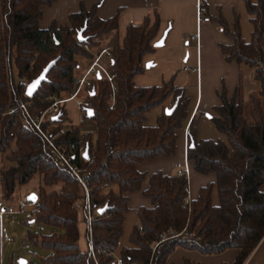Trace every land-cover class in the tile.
Returning a JSON list of instances; mask_svg holds the SVG:
<instances>
[{
  "label": "trees",
  "instance_id": "trees-1",
  "mask_svg": "<svg viewBox=\"0 0 264 264\" xmlns=\"http://www.w3.org/2000/svg\"><path fill=\"white\" fill-rule=\"evenodd\" d=\"M55 1L0 0V153L10 151L7 159L11 163L0 180L5 199L10 200L17 185L25 186L41 175L43 184L32 217L50 230L48 234L28 233L31 242L49 252L40 263L28 264H118V258L123 264H169L178 249L206 256L237 250L233 264H244L264 238V0L257 4L247 0L248 12L256 15L250 43L244 41L238 22L231 30L224 20L218 21L232 40L231 45L222 46L225 60L251 68L257 84L248 102L237 93L228 98L222 84L221 104L210 118L225 138L219 140L199 139L196 120L189 113L190 98L173 80L152 87L135 84V77L146 70L144 57L157 50L162 23L156 11L144 24L129 26L114 45L110 64L116 74L115 95L103 76L94 80L85 95L95 113L96 133L83 134L79 127L67 124L68 111L62 107L59 121L48 119L41 124L46 139L32 120L55 99H65L76 89L77 58L90 57L84 45L97 46L101 36L119 29L118 15L106 21L96 17L102 2L90 10L82 4L78 13L69 16L70 27L60 28L53 22L42 29L43 8ZM80 31L84 43L78 40ZM51 62L55 65L46 82L28 98L24 81H18L37 79ZM168 102L173 112L159 116L155 126L147 125L150 111L159 106L166 109ZM181 129L187 131L188 161L197 173L216 175V184L203 187L188 207L183 202L188 188L185 176L152 174L143 190L152 207L137 211L138 223L130 235L132 247L122 246L127 194L142 191L146 177L138 166L174 155ZM50 142L71 165L90 173L85 179L91 188L92 239L89 233L87 237L93 252L90 247L83 251L79 244L80 213H84L76 204L84 198V189L52 153ZM73 144L85 145L88 162L77 151L70 152ZM215 187L218 205L213 203Z\"/></svg>",
  "mask_w": 264,
  "mask_h": 264
},
{
  "label": "crops",
  "instance_id": "crops-1",
  "mask_svg": "<svg viewBox=\"0 0 264 264\" xmlns=\"http://www.w3.org/2000/svg\"><path fill=\"white\" fill-rule=\"evenodd\" d=\"M250 1L252 4H257L259 0ZM100 2L102 5L98 9L96 17L106 21L118 15L119 29L101 36L97 46L91 47L98 52L106 48H112L114 51L115 43L123 39L129 26H140L153 12H158L162 23L158 41L166 31H168L167 39L163 47L157 48L154 53L144 57L145 68L148 63L153 65L150 69L146 68L143 74L135 77L136 86H160L164 82L173 80L175 86L185 89L186 95L190 98L189 113L191 118L196 120L199 139H225L208 118V115L212 117L215 114L213 109L221 104L218 93L221 91L222 84L225 83L226 85L228 98L237 93L238 97L245 102L257 91V84L253 82V74L250 69L236 61L227 62L225 60L222 54V46L231 45L232 40L222 31L218 21L224 20L231 30L238 22L244 41L250 43L254 31L252 19L256 18V15H251L248 12L247 0H56L52 6L48 7V9L50 8L48 15L45 12L47 8H43V19L40 22V27L48 29L53 22L60 28L70 27L69 16L78 13L82 4L90 10ZM200 4L208 9V17L211 19L208 23H200L198 16ZM110 61V59L104 58L102 62L107 69H109L107 63L110 65ZM90 64L91 61L88 58L80 59V64L76 69L77 79L85 74ZM169 103H167L166 109L161 106L163 113L173 109ZM84 114L86 117L87 112ZM162 114L158 115L157 118L154 117L150 126H155ZM177 133V150L174 155L159 157L153 161L143 162L138 166V170L146 177L142 191L127 194L129 210L124 215L122 246L132 247L130 235L138 223L137 211L142 207H152L150 199L143 195V190L148 188L152 174L161 172L168 176H178V172L184 171L186 163H188L187 167L191 177L189 192L192 200L199 196L203 187L211 183L216 184V175H201L194 170L192 163L188 161L187 131L181 129ZM7 157V153H0V177L2 172L11 167ZM18 187L20 185L16 189ZM262 191L264 192V186ZM30 192L35 193L36 191L27 192L25 197L29 196ZM11 200L5 199L4 185L0 180V204L12 207L10 205ZM26 200H20L19 205L22 207L21 204ZM219 202V193L215 187L213 203L218 205ZM1 223L4 224V218L0 219V226ZM6 248L7 245L3 246L0 238V264H6ZM82 250L87 251V249ZM237 256V250H228L220 255L206 256L196 251L178 249L170 258L169 264H185V261L200 264H233ZM244 264H264V238Z\"/></svg>",
  "mask_w": 264,
  "mask_h": 264
},
{
  "label": "rangeland",
  "instance_id": "rangeland-1",
  "mask_svg": "<svg viewBox=\"0 0 264 264\" xmlns=\"http://www.w3.org/2000/svg\"><path fill=\"white\" fill-rule=\"evenodd\" d=\"M48 7H50V6H48ZM48 7H46L47 8V10L45 11L46 15H48V12L50 9V8L48 9ZM96 52H98V51H96ZM88 54L90 55V57L88 59L91 61V64H90V66H91L95 58L90 53H88ZM84 58L86 59V57H82V56L78 57L77 58L78 64H80V59H84ZM103 59H102V61H103ZM107 65L109 66V69L106 68L107 71L110 72L111 74H113L114 71L112 70L111 64L109 65V63H107ZM247 69H250L252 74H253V70L251 68H247ZM103 77L109 82V84L111 85V89L114 88L117 91V86H115V87L112 86V84L108 80L107 75L105 73H104ZM115 80H116V78H115ZM23 81H24L23 89L26 92L28 86L30 85V83L32 81L19 80L18 82L21 83ZM253 82H255V80ZM93 83H94V81H93ZM76 88H77V84H76ZM90 88L83 87L81 93L79 94L80 96H79L78 100L74 101V103L71 102V103L67 104V103L63 102L59 105V108L63 107L65 110L68 111V116H69L70 120L67 122V124H70V125L73 124V125L79 127L83 134L84 133L95 134L96 128H97L96 122L94 120L86 118L85 114L78 110V102L86 101L84 98H85L86 93H88V91L90 90ZM112 92H113V89H112ZM75 93H76V89H74V91L71 94H69V96L67 98L62 99L61 101H65V100L69 99ZM113 95H115V94L113 93ZM112 101L114 102V96H113ZM246 102H248V101H246ZM75 106H76V108H75ZM162 113H163V108L161 106L155 107L154 109H152L148 115L150 117H149V120L147 121V125H151L150 123H152V121H153L152 119L154 117L157 118V116L162 114ZM45 120H48L47 117L44 119V121ZM67 126H69V125H67ZM59 134H60V132H59ZM13 148H15V144L12 145V149ZM9 154H10V151L7 152V155H9ZM190 179H191V177H190ZM42 184H43L42 183V177H41V175L37 174L30 181L29 184H27L26 186L18 187L16 189L15 194L11 198L12 200L10 201V205L12 207H14L15 213L14 214H7L4 217V225L6 226L8 232L10 234V239H11L10 242L7 243L6 264H19V262L21 260H25L27 262L35 261V262L40 263L42 258L49 254L48 251L44 250L39 245L34 244L33 242H31L27 238L29 232L30 233L37 232L40 234L41 233L48 234L50 231L49 228L44 226V225L37 224L34 222V220H33L34 218L32 217V210L33 209H32V207H29L26 204V202H25V205L23 207H21L19 205L20 200H25L28 198V196L25 197V194L31 190H35L36 192L33 194H36L38 196V194H39L38 191H39V188L41 187ZM106 185H107L106 187L109 186L108 184H106ZM137 192H139V191H137ZM133 193H135V192H133ZM30 194H32V193L30 192ZM84 199H85V193H84V198L81 201H79V203L84 204V202H85ZM90 199H91V196H90ZM81 211L84 213V215L80 213V224H79L80 243L79 244H80L81 249H87L88 250L87 218L85 216V212L83 211V209ZM88 233H89V231H88ZM90 239H92V238H90ZM90 246H92V244H90Z\"/></svg>",
  "mask_w": 264,
  "mask_h": 264
},
{
  "label": "built area",
  "instance_id": "built-area-1",
  "mask_svg": "<svg viewBox=\"0 0 264 264\" xmlns=\"http://www.w3.org/2000/svg\"><path fill=\"white\" fill-rule=\"evenodd\" d=\"M198 16H199L200 23L201 22L208 23L211 21L210 17H208V9L202 4H200L198 7ZM84 49L88 53H90L95 59H94L92 65L89 67V69L85 72L83 77L76 80V84H77L76 93L74 95H72V97H70L69 99H67L65 101L55 99L52 106L49 107L46 111H44L43 114L39 118L32 120L34 126L38 129V131L46 139H47L46 135L41 130V124L43 123V121L46 117L49 120H54V118L59 115L58 114L59 110H60L59 105L61 103H63V102L68 103V102L77 101L79 96H80L79 94L81 93L83 87H87V88L91 87L92 88L93 81L98 76H103L104 73L107 75V78L110 81V83L112 84V86L115 87L116 75L114 73H113L114 74L113 75L110 72H108L106 67L102 63L103 58L110 59V60L113 58L112 48H106V49L101 50L100 52H96L95 48L86 44V45H84ZM112 89H113V93L115 94L116 89H114V88H112ZM23 109H24V112L26 113L27 117L30 118V115L24 106H23ZM89 109H92V105L90 102H87V101L78 102V110L79 111L86 113ZM62 134H64V130H62L60 132V135H62ZM50 145H51L52 153L70 168L71 172L77 178V180L79 181V183L82 185V187L84 189V193H85V199L84 200H85V202H84V204L78 203L76 205V207L79 210L83 209V211L85 212V216L87 218L89 236H90V238H92L93 211H92V204H91V199H90L91 188H90L88 181L85 179L86 177L90 176V173L87 172L86 169H81L79 166L71 165L69 163L67 156L63 152H61L51 142H50ZM75 151H77L78 156L83 157L85 159V161L88 162L90 160V159L85 158V153L87 151L85 145H83V144H81L80 146H77L75 144L71 145L70 146V152L75 153ZM187 164L188 163H186V169L184 171L180 170L177 175L179 177L185 176L187 178V181H188L187 196L185 198H183V202L185 205L190 207L193 200H192L191 193L189 192L190 175H189V170H188ZM105 186H107V185H105ZM25 202L29 207H33V203H31L27 200ZM25 202H23L21 204L22 207L25 205ZM13 213H14L13 207L0 204V219L1 220L4 218L3 216L5 214H13ZM0 238H1V243L3 246L7 245V243L10 242V240H11L10 234H9L6 226L3 223H1V226H0ZM90 247H91L90 249L93 252V247L92 246H90ZM117 262H118V264H123V261L119 258L117 259Z\"/></svg>",
  "mask_w": 264,
  "mask_h": 264
},
{
  "label": "water",
  "instance_id": "water-1",
  "mask_svg": "<svg viewBox=\"0 0 264 264\" xmlns=\"http://www.w3.org/2000/svg\"><path fill=\"white\" fill-rule=\"evenodd\" d=\"M167 35H168V31H166L165 33H164V35H163V37L158 41V42H156L155 43V47L156 48H161V47H163L164 45H165V41H166V39H167ZM78 40H79V42H81V43H84V42H86V39H84L83 38V31H80L79 32V34H78ZM55 65V62H51L44 70H43V72L41 73V75L37 78V79H35V80H33L31 83H30V85L28 86V88H27V90H26V96L28 97V98H33L34 97V95L37 93V91L40 89V87L42 86V84L44 83V82H46V80H47V75H48V73L50 72V70L53 68V66ZM152 63H148V64H146V68L147 69H150L151 67H152ZM98 77H100V76H98ZM34 86V87H33ZM29 93H31V94H29ZM174 109V108H173ZM173 109H170V110H167L166 111V114L167 115H170L172 112H173ZM94 115H95V113H94V110L93 109H89L88 111H87V116H88V118L89 119H92L93 117H94ZM208 118H211V116L210 115H208ZM60 120V115H58V116H56L55 118H54V121H59ZM85 158L86 159H88V150L86 151V153H85ZM27 200L29 201V202H31V203H36L37 201H38V196L36 195V194H30L29 196H28V198H27ZM107 210V207H105V208H103V209H101V210H99L98 211V213L99 214H103L105 211ZM19 264H28V262L27 261H25V260H21L20 262H19Z\"/></svg>",
  "mask_w": 264,
  "mask_h": 264
},
{
  "label": "snow or ice",
  "instance_id": "snow-or-ice-1",
  "mask_svg": "<svg viewBox=\"0 0 264 264\" xmlns=\"http://www.w3.org/2000/svg\"><path fill=\"white\" fill-rule=\"evenodd\" d=\"M34 87V86H33ZM29 94H31V93H29Z\"/></svg>",
  "mask_w": 264,
  "mask_h": 264
}]
</instances>
